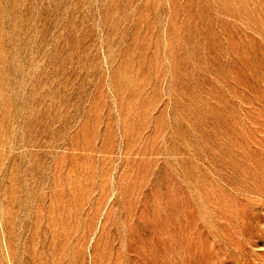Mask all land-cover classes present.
Instances as JSON below:
<instances>
[{
	"label": "rangeland",
	"instance_id": "rangeland-1",
	"mask_svg": "<svg viewBox=\"0 0 264 264\" xmlns=\"http://www.w3.org/2000/svg\"><path fill=\"white\" fill-rule=\"evenodd\" d=\"M0 264H264V0H0Z\"/></svg>",
	"mask_w": 264,
	"mask_h": 264
}]
</instances>
